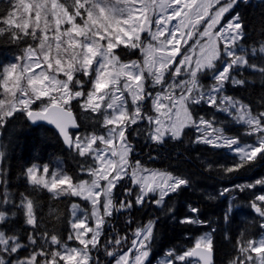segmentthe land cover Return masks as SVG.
Wrapping results in <instances>:
<instances>
[{
    "label": "snow or ice",
    "instance_id": "6c2138e0",
    "mask_svg": "<svg viewBox=\"0 0 264 264\" xmlns=\"http://www.w3.org/2000/svg\"><path fill=\"white\" fill-rule=\"evenodd\" d=\"M240 2L8 0L0 13V39L19 52L11 62L0 63V129L18 116L54 125L63 143L83 158L80 172L88 179L59 167L50 170L48 164H32L23 173L33 192L47 190L53 197H79L86 203L71 204L65 237L55 225L47 226L30 193L12 191L0 166V264H151L156 221L138 223L133 209L151 197L172 213L166 198L193 187L194 180L179 169L133 162V134L160 148L182 143L185 130H193L192 144L230 157L222 164L201 162L226 177L264 160V98L251 106L225 90L248 83L237 78L238 72L250 70L264 78V39L249 44L239 12L221 22ZM136 50L142 60L122 59ZM204 76L210 77L209 85L201 82ZM202 104L213 110L211 118L196 111ZM75 108L90 121V131H79ZM217 113L226 114L227 122ZM230 124L243 131L227 134ZM126 178L135 187L125 186L117 195L114 189ZM258 185L264 187V177L219 192L223 197L247 191L261 230L258 239L240 234L228 264H264V191H251ZM187 207L189 215L180 223H208L198 207ZM230 211L231 205L225 221ZM121 217L130 234L121 235L113 226ZM213 255L207 232L190 248L167 250L160 264H214Z\"/></svg>",
    "mask_w": 264,
    "mask_h": 264
},
{
    "label": "trees",
    "instance_id": "16d2710c",
    "mask_svg": "<svg viewBox=\"0 0 264 264\" xmlns=\"http://www.w3.org/2000/svg\"><path fill=\"white\" fill-rule=\"evenodd\" d=\"M8 6V0H0V13ZM239 12L247 25L249 44L264 39V0H241L239 6L231 14ZM19 49L0 39V63L8 60V57L16 55ZM139 51L122 56L123 60L138 59ZM237 78H245V86L226 85V93L243 100L251 106H258L261 98H264V78L253 74L250 70L235 73ZM204 76L203 78H207ZM207 107L200 105L197 108L199 114L207 115ZM210 110V109H208ZM203 111V112H202ZM74 112L78 117V123L82 125L80 132L87 130L84 117L79 108ZM243 131L239 125H228L227 134L235 135L237 131ZM187 135L182 138V143L169 142V144L157 148L146 141L142 136H132L134 153L144 166L150 168L176 171L179 169L185 174H192L194 185L179 194H173L166 200L173 208L172 213H167L163 207H158L151 202L133 209V216L138 223L145 224L150 219L156 221L155 239L152 243V255H162L168 249H184L191 246L197 236L204 232H211L214 242V264H228V261L236 255V241L240 234L244 233V239L258 238L261 235L257 215L249 207L251 196L246 192L233 191L230 195L219 196L224 187H233L236 184L254 182L264 177V160L258 161L250 169H242L239 172L224 176L212 169H205L201 162H217L222 164L230 162V157L224 155L223 150L211 151L206 145L192 144L195 138L193 130L186 129ZM0 151L4 156L0 158V166L7 173L9 186L14 193H30L38 200L42 208V215L49 228L53 225L67 236L70 228L68 220L71 218V204L83 203L79 197L59 196L53 197L47 190L33 192L23 175L26 168L32 164H48L50 170L60 161L65 172L72 176H80L88 179V176L80 172L83 158L78 157L74 151L66 148L56 131L44 124L32 125L24 116H18L10 120L3 129H0ZM149 155L154 159H149ZM135 187L130 182H123L118 188ZM117 188V189H118ZM251 191H264V187L257 186ZM192 204L200 209V218L208 221L206 225L196 226L182 224L180 220L189 215L187 205ZM229 219L225 221L224 215L228 211ZM18 226L23 227V217H17ZM123 218L113 221V226L121 230V235L128 233L123 225ZM213 229L215 231L213 232ZM111 230V228L109 229ZM130 234V233H128ZM103 258V257H102Z\"/></svg>",
    "mask_w": 264,
    "mask_h": 264
},
{
    "label": "rangeland",
    "instance_id": "374dc122",
    "mask_svg": "<svg viewBox=\"0 0 264 264\" xmlns=\"http://www.w3.org/2000/svg\"><path fill=\"white\" fill-rule=\"evenodd\" d=\"M231 15H235L234 13L233 14H226V18L225 19H223L221 22L222 23H226L227 22V19H230L231 18ZM200 30L202 31L203 30V26H200ZM188 43L189 44H192V43H194V40H189L188 41ZM139 51V50H138ZM139 54H140V52H139ZM14 57H15V55H13V56H10V57H8V60L7 61H4L3 63H8V62H11L13 59H14ZM143 59V57H142V55L140 54V57L138 58V59H132V60H142ZM178 59H179V57H178ZM125 61H127V60H125ZM201 82L204 84V85H209L210 83H211V79H210V77H207L206 79L205 78H203V77H201ZM211 111H213V110H208L207 109V116H209V118H211ZM203 112V111H202ZM81 114L83 115V113L81 112ZM200 115H204V114H200ZM83 117H84V115H83ZM216 117L219 119V120H221V121H225V122H227V120L229 119L227 116H226V114H224V113H217L216 114ZM84 123H85V125H87L88 126V128H87V130L88 131H90L91 130V126H90V121H88V120H85V118H84ZM86 131V130H85ZM85 131H83V132H85ZM133 136H136L135 134H133ZM134 153H136L135 151L132 153V155L134 154ZM132 158H134V156H132ZM140 158V154H139V156L136 158V159H139ZM133 161H134V159H133ZM57 167H59L60 169H62L63 171H65L64 170V168H63V165H62V163L60 162V161H58L57 163H56V165L51 169V170H55V169H57ZM145 167H147V166H145ZM147 168H150V167H147ZM151 169H159V168H151ZM38 175L40 174L39 172L37 173ZM125 182H129V180L126 178L125 180H124ZM126 186V185H125ZM122 189L123 188H118V189H114V192L117 194V195H121L122 193H123V191H122ZM74 203H78V202H74ZM78 204H80V203H78ZM81 207H86V203L85 202H83V203H81ZM72 211V210H71ZM72 216V215H71ZM147 223V222H146ZM204 233H207V232H204ZM204 233H202V234H204ZM202 234H200V235H202ZM199 235V236H200ZM198 237V236H197ZM260 237V236H259ZM258 237V238H259ZM257 238V239H258ZM195 241V240H194ZM70 244H72L73 246H75V244H73V242H69ZM194 244V243H193ZM193 244L191 245V246H189V247H187V248H190V247H192L193 246ZM187 248H184V249H187ZM169 250V249H168ZM167 252V250L162 254V255H157V256H153L152 255V251H151V255H150V261H151V264H160V261H162L164 258H165V253ZM254 255V254H253Z\"/></svg>",
    "mask_w": 264,
    "mask_h": 264
},
{
    "label": "water",
    "instance_id": "95a60500",
    "mask_svg": "<svg viewBox=\"0 0 264 264\" xmlns=\"http://www.w3.org/2000/svg\"><path fill=\"white\" fill-rule=\"evenodd\" d=\"M75 114V113H74ZM29 121V120H28ZM31 124H33V125H38V124H44V125H46V126H48V127H50V128H52V129H54L55 131H56V133L59 135V133H58V131L55 129V126L54 125H50V124H48L47 122H44V121H42V122H37V123H33V122H31V121H29ZM73 130H75V129H73ZM72 130V131H73ZM60 137V136H59ZM61 138V137H60ZM61 140H62V138H61ZM63 141V140H62ZM65 145V144H64ZM66 146V145H65ZM66 148H68L67 146H66ZM213 258H214V255H213Z\"/></svg>",
    "mask_w": 264,
    "mask_h": 264
},
{
    "label": "flooded vegetation",
    "instance_id": "af4514ba",
    "mask_svg": "<svg viewBox=\"0 0 264 264\" xmlns=\"http://www.w3.org/2000/svg\"><path fill=\"white\" fill-rule=\"evenodd\" d=\"M132 144H133V143H132ZM133 147H135L134 144H133ZM132 156H134V158H133L134 160L137 158L136 155H132ZM133 162H134V161H133Z\"/></svg>",
    "mask_w": 264,
    "mask_h": 264
}]
</instances>
